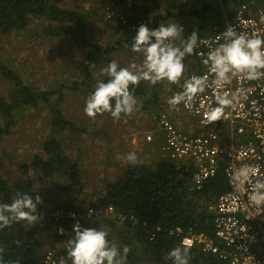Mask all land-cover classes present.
<instances>
[{
    "label": "trees",
    "instance_id": "trees-1",
    "mask_svg": "<svg viewBox=\"0 0 264 264\" xmlns=\"http://www.w3.org/2000/svg\"><path fill=\"white\" fill-rule=\"evenodd\" d=\"M67 1L0 0V33L5 35L24 31L32 20L44 19L48 25L44 27L43 33L48 38H67L79 48L90 49L87 62L94 63L97 56H107L109 58L107 60H110V56L119 48L124 47L127 42L132 43L135 32L140 26L139 22L146 23L145 25L151 29L159 27L162 22L170 18L178 20L185 17L193 18L195 21H202L197 31L200 37L205 33L203 30L211 25H205L207 15L219 13L216 11V4H206L203 0H196L202 5L200 8L180 4L176 0H106L109 9L111 7L112 12L118 17L128 16L129 23L133 27L128 30L118 22L119 33L124 40L117 41L113 47L104 48L101 45L93 46L88 42L86 13L80 12L78 8L67 10L60 7V4ZM162 5L165 6V16L158 14ZM117 21H119L118 18ZM183 24L185 25V22ZM188 27L187 25L186 29ZM85 70H89L88 65ZM0 76L13 86L8 97H0L1 140L4 136L10 135L11 128L15 125L16 111L22 108L37 110L45 103L51 105V99L56 93L51 90H35L25 85L20 76L9 67L0 65ZM107 79L108 77L103 81L107 82ZM161 83L156 84L152 95L154 101L150 99L145 102L144 110L158 100L157 90ZM72 86L73 91L79 88L76 83ZM130 91L136 100L144 98L147 94L144 81L130 88ZM50 110L53 129L59 132L67 129L77 131V128L64 118L59 102L50 106ZM161 112L162 110L159 109L156 114L159 115ZM104 114L114 120L110 113ZM124 118L125 116L122 115L118 121ZM42 151V154L33 158L32 163L21 166L23 176H28L33 169L51 186L56 182L65 181L66 189L73 191L77 196L83 194L85 188L79 162L66 154L63 143L52 137L42 145ZM189 175L190 172L184 169L179 170L174 164L164 159L155 167L144 164L128 165L121 178L105 184L104 196L95 203H89V209L79 210L75 203L68 202L56 208L54 212L80 213L85 219L92 211L91 218L100 220L112 208L118 218L123 219L124 222V230L119 231L118 234L122 248L124 246L130 248L126 264H141L142 259L152 264H172L168 253L180 245L183 235L177 237L170 233L177 228H182L184 231L192 228L195 233L211 234L213 217L206 210L207 203L230 190L220 173L202 192L191 193L186 181ZM36 182L29 178L11 183L0 175V204H10L18 192L31 193L35 197L37 192L33 190H36ZM50 221L54 222L55 218H50ZM73 221L74 219L69 217L63 219V224L68 225ZM17 241H20V244H17ZM138 245L141 246V250ZM0 248L4 249L3 264H16V261H19V264H47L40 242L28 232L26 221L14 223L10 228L0 230ZM139 251L142 253L140 254ZM62 253L68 257L67 251ZM190 254V264H220V261L213 256L204 255L198 249L190 250ZM55 260L59 264L60 255L56 254ZM67 264H71L70 258Z\"/></svg>",
    "mask_w": 264,
    "mask_h": 264
},
{
    "label": "rangeland",
    "instance_id": "rangeland-1",
    "mask_svg": "<svg viewBox=\"0 0 264 264\" xmlns=\"http://www.w3.org/2000/svg\"><path fill=\"white\" fill-rule=\"evenodd\" d=\"M60 7L67 10L78 8L80 12L86 13L87 40L91 45L110 48L117 41L124 40L119 33L120 21H117L119 17L112 12L111 7L109 9L106 0H68L60 4ZM158 14L166 15L164 5L158 10ZM214 21L215 17L211 16L205 25ZM175 22L183 26L182 35L185 38L194 30L198 31L202 23L185 17L180 20L170 18L161 24ZM47 25L44 19H34L24 31L5 35L0 33V65L13 69L25 85L35 90H51L56 93L51 99V105L45 103L37 110L22 108L14 113L15 125L11 128L10 135L0 140V175L11 183L29 178L37 181L36 190L43 200L37 211L43 219L37 224L27 223V230L40 242L44 254L53 249L60 255V260L63 258L67 264L69 258L61 254L62 251H66V246L57 245L71 238L74 234L73 226L77 222L84 228L94 227L106 231L109 241L115 243L123 254L118 232L124 230V222L114 211L107 212L100 220L91 217L84 219L80 213L64 214L62 211H54L68 202L75 203L79 210L89 209V203H95L104 196L105 184L121 178L128 165L144 164L155 167L162 160L158 151V141L148 143L145 140V133L147 131L156 133L159 119L156 112L164 109L163 102L168 99L169 86L166 81L162 82L157 90L158 100L144 110L145 102L150 99L154 101L152 95L157 86L144 81L146 96L137 99L133 114L125 116L122 121L112 120L105 114L90 118L85 114L84 108L97 82L107 78L100 74L101 69L114 59L119 65L128 66L131 62L141 65L143 56L133 53L132 43L127 42L110 56V60H107L109 59L107 56H97L94 60L97 68L90 72L85 70V67L88 65L87 56L91 50L79 48L67 38H48L43 33ZM187 25L189 27L186 29ZM188 57L184 60L185 66L190 63ZM75 83L79 88L73 91L72 85ZM12 88L13 86L0 76V97H8ZM58 102L64 118L77 128V131L67 129L59 132L51 126L50 106ZM173 109L179 113L177 118L183 127H186L187 117L180 110ZM52 137L60 140L66 154L79 162L85 188L80 196L66 189L65 181L56 182L51 186L33 169L26 177L22 174L21 166L29 165L34 157L42 154V145ZM129 153L136 154L137 163L128 162ZM52 217L55 218L54 222L50 221ZM69 217L74 221L68 225L63 224V219ZM61 227L66 232L64 235L58 232ZM138 246L141 250V246ZM141 264L152 263L142 259Z\"/></svg>",
    "mask_w": 264,
    "mask_h": 264
},
{
    "label": "built area",
    "instance_id": "built-area-1",
    "mask_svg": "<svg viewBox=\"0 0 264 264\" xmlns=\"http://www.w3.org/2000/svg\"><path fill=\"white\" fill-rule=\"evenodd\" d=\"M176 1L190 7L202 6L196 0ZM203 1L216 4L219 13L207 15V19L212 16L216 21L203 30L205 33L199 37L200 40L208 41L213 47L223 43L220 34L228 25L237 33L249 36L255 33L264 38V23L261 22L264 0ZM119 21L128 30L132 29L128 16L120 15ZM208 51L207 45L198 42L195 53L206 54ZM188 60L190 63L185 66L180 83L168 84V99L182 91L184 80L192 75H207L209 81L213 79L200 55L193 54ZM217 91L227 92L230 98L235 94L237 99L233 106L225 109L224 117L209 122L206 114L210 108L218 106L215 101ZM167 100L163 102L164 109H161L154 129L156 133L147 131L145 140L148 143L157 140L161 159L174 164L179 170L190 172L186 178L189 192H202L220 173L230 189L207 203L206 210L213 217L211 234L195 233L192 228L187 231L177 228L170 234L177 237L183 235L181 241L187 240L190 250L198 249L204 255H211L220 264H264V206L250 204V185L245 184L239 193H235L230 183L233 172L244 164L257 165L260 176L264 177V78L256 81L234 78L222 89H206L187 107L181 103L178 109L188 119L186 127H183L177 118L179 113ZM109 211L113 212V209ZM91 215L92 211L87 217ZM56 254L53 249L46 252L47 264H58Z\"/></svg>",
    "mask_w": 264,
    "mask_h": 264
},
{
    "label": "clouds",
    "instance_id": "clouds-1",
    "mask_svg": "<svg viewBox=\"0 0 264 264\" xmlns=\"http://www.w3.org/2000/svg\"><path fill=\"white\" fill-rule=\"evenodd\" d=\"M261 22L264 23V15L261 16ZM183 32V26L177 22L151 29L141 24L133 37L131 51L143 56L142 64L131 62L127 67H121L114 59L102 68L100 74L108 77L107 82H97L95 90L87 98L85 114L95 118L98 114L110 113L117 121L122 115L131 116L137 100L130 88L138 86L142 81L153 85L164 81L179 84L185 72L184 60L193 54L201 56L202 63L207 66L213 79L209 81L207 75H192L185 79L182 91L174 93L167 100L177 110L181 103L187 107L206 89H222L234 78L243 77L248 81L264 78V38L259 35L237 33L228 25L220 34L224 42L213 47L208 41L200 40L196 30L187 38L182 35ZM198 42L208 46L206 54L195 53ZM88 67L90 72L97 68L93 62H88ZM236 99L235 94L230 98L227 92L217 91L215 101L218 106L210 108L206 114L209 122L224 117L225 109L233 106ZM127 160L132 164L138 162L135 153H129ZM230 183L235 193H239L245 184L250 185L252 190L248 193V201L256 207L264 206V177L260 176L257 165H242L233 172ZM33 192H37L35 197L31 193L18 192L10 204H0V230L21 221L29 225L41 222L43 217L38 213L37 206L43 204V200L37 190ZM59 232L63 235L64 229H59ZM73 233L70 239L57 245L66 246L71 264H126L130 248L124 246L121 254L118 246L109 241L106 231L94 227L84 228L77 222L73 226ZM16 243L20 244V241ZM187 245L188 241L184 240L169 251L168 258L172 264H190L191 254ZM3 252L4 249L0 248V264H3ZM59 264H65L63 258Z\"/></svg>",
    "mask_w": 264,
    "mask_h": 264
}]
</instances>
